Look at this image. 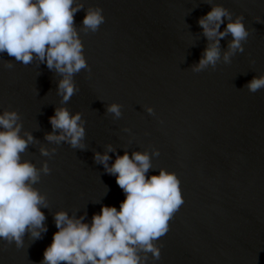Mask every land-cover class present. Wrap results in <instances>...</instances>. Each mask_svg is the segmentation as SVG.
<instances>
[{"label":"water","instance_id":"obj_1","mask_svg":"<svg viewBox=\"0 0 264 264\" xmlns=\"http://www.w3.org/2000/svg\"><path fill=\"white\" fill-rule=\"evenodd\" d=\"M82 2L78 28L89 6L102 8L105 22L95 33H80L91 71L74 76L78 91L66 105L57 94L61 77L46 64L25 66L0 54V113L20 114L21 135L28 131L39 141L22 158L38 168L47 161L51 169L35 185L47 196L48 208L41 209L47 232L35 241L26 234L19 249L0 240V264H41L59 210L77 218L86 213V223L102 206L119 210L125 195L94 160L107 144L116 149L108 153L109 164L125 151L158 149L148 175L164 168L181 181L184 204L157 242L160 259L149 254L148 264H264V89L245 87L264 74V0H213L233 18L243 15L250 35L230 64L199 73L191 67L207 40L198 20L212 7L204 0ZM231 39L221 40L222 51ZM6 61L14 66L7 68ZM114 102L123 106L120 119L106 113ZM60 106L82 114L86 150L44 139ZM41 145L55 147V154L42 156Z\"/></svg>","mask_w":264,"mask_h":264},{"label":"clouds","instance_id":"obj_2","mask_svg":"<svg viewBox=\"0 0 264 264\" xmlns=\"http://www.w3.org/2000/svg\"><path fill=\"white\" fill-rule=\"evenodd\" d=\"M204 3L212 5L198 20L207 46L199 62L191 67L195 73L209 67L215 70L221 62L230 64L233 56L244 52L250 35L243 15L233 18V13L221 4L213 0ZM84 9L82 0H0V54L7 53L25 66L33 61L46 64L61 77L57 86L61 105H66L78 91L74 76L82 70L91 71L80 33H95L105 22L103 9L89 6L78 28L75 14ZM229 35L232 39L222 51L220 42ZM5 66L14 65L6 61ZM245 87L251 93L264 89V74L253 77ZM122 107L111 103L106 105V113L120 119ZM145 111L155 115L152 107ZM49 123L52 131L44 136L49 144L67 143L72 149L86 150V121L80 112L73 114L65 106L56 107ZM22 128L17 111L0 113V240L14 243L17 249L24 246L26 234L35 241L48 230L41 211L48 208L47 196L35 185L42 174L51 172L47 161L38 168L22 158L30 145L39 143L31 132L21 135ZM105 148L103 154H94V160L116 177L125 195L119 210L102 206L91 223L85 222L86 213L77 218L65 210L55 212L57 231L43 252L41 264H148L149 254L152 260L160 259L162 245L157 242L169 232L170 221L184 204L181 181L175 172L164 168H159L158 175H148L153 169L152 158L160 155L158 149L151 153L134 151L131 155L125 151L109 164L112 157L108 153L116 149L111 144ZM55 152V147H39L44 157L51 158Z\"/></svg>","mask_w":264,"mask_h":264}]
</instances>
